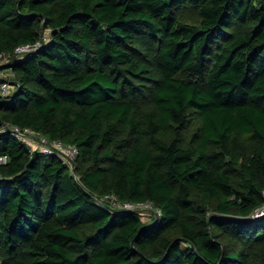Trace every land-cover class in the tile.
Returning <instances> with one entry per match:
<instances>
[{
    "label": "trees",
    "instance_id": "trees-1",
    "mask_svg": "<svg viewBox=\"0 0 264 264\" xmlns=\"http://www.w3.org/2000/svg\"><path fill=\"white\" fill-rule=\"evenodd\" d=\"M38 41L0 127L76 177L0 132V264H264V0H0V52Z\"/></svg>",
    "mask_w": 264,
    "mask_h": 264
},
{
    "label": "built area",
    "instance_id": "built-area-1",
    "mask_svg": "<svg viewBox=\"0 0 264 264\" xmlns=\"http://www.w3.org/2000/svg\"><path fill=\"white\" fill-rule=\"evenodd\" d=\"M45 39V37H41V41ZM39 44L40 41L34 44H23L17 46L12 52H0V97L9 96L15 87V73L11 64L16 59L24 56V54L35 51ZM0 132H10L19 142L29 147L32 152L38 151L47 155H57L76 177L75 167L79 156V149L75 144L58 139L50 140L30 127H19L9 123H4L0 127ZM1 161L5 162V158H0ZM105 198L110 200L112 206L117 209L140 212L142 219L145 217L143 213H146L150 217H157L161 214V211L154 208L149 201L121 202L113 195H107ZM263 214L264 204L255 210L253 216L257 217Z\"/></svg>",
    "mask_w": 264,
    "mask_h": 264
},
{
    "label": "rangeland",
    "instance_id": "rangeland-1",
    "mask_svg": "<svg viewBox=\"0 0 264 264\" xmlns=\"http://www.w3.org/2000/svg\"><path fill=\"white\" fill-rule=\"evenodd\" d=\"M178 12H179V18L182 22L189 24H196V25L200 23L201 18L198 9L188 6V7L180 8ZM197 126H198L197 116L195 114L190 115V120L186 124L185 129L188 132H191L194 131ZM143 214L145 215L143 220L149 221L151 217L149 215H146V213Z\"/></svg>",
    "mask_w": 264,
    "mask_h": 264
}]
</instances>
